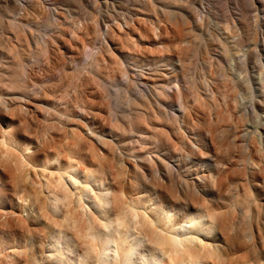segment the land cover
<instances>
[{"label": "bare ground", "instance_id": "bare-ground-1", "mask_svg": "<svg viewBox=\"0 0 264 264\" xmlns=\"http://www.w3.org/2000/svg\"><path fill=\"white\" fill-rule=\"evenodd\" d=\"M42 1L44 0H31L30 2V9H36L37 12H40L37 17L42 15L41 12L44 13ZM255 2L258 5L257 0ZM25 16L27 17V15ZM29 17L28 15V19L32 18ZM106 22L108 23V21ZM25 28L30 29L29 27H24V29L23 27H15L16 30H14L13 27L10 30L12 32L11 38H7L4 37V30L2 35L0 27V95L16 92L24 97L22 102H17L15 99L7 102L3 101L0 96V215L2 214L0 246L7 242L9 236L15 238L14 242L25 240L30 246L45 244L49 247L47 248L49 257H52L50 250L55 249L57 260L62 263L71 262L70 257L77 255L83 264H221L228 261L230 256L238 258L243 253L245 257H247L246 254L248 255L249 264H264L256 255V248L258 247L255 246L254 237L248 234L250 231L243 234L246 230L248 231V228L250 230V227H247L248 223H242L243 225L246 224V230L240 231L238 229L239 231L234 232L235 227L232 225L235 215L233 216V214L236 212L232 213V209L230 211L227 207L229 199L227 203H224L225 198L221 188L226 187L228 189L231 187L229 185L234 186L242 174L243 177L245 176L241 171L247 165L239 170L234 159L232 161L236 150L232 148L233 145H228L229 140L225 142L228 146H224V139H221L222 144L217 142L218 138L216 139V137L220 139V136L224 134L220 133L222 132L219 128L221 125H212L215 133L212 137L216 136L219 130L220 136H214L212 139L207 138L200 145L197 144L198 149L208 153L212 152L216 156H220V154L218 155L219 152L224 153L220 158L226 160L224 166L227 168H222L217 173L215 184L217 181L218 186L215 187L218 188L213 187L212 182L214 180L212 179V181L211 177L208 178L212 184L210 190L207 192L201 190L198 192V196L194 195L196 197L191 198L192 203L185 200V203L188 204L183 201V207L179 208L178 201L181 202L179 199L182 197H174V193L177 192L175 186L179 182L180 173L176 149L179 153L177 147L179 146V137L182 135L175 133L174 131L177 129L172 127V125L177 126L178 122L170 118L172 115H170L171 111L169 110L171 109L173 94L171 96V92L167 91V82L161 78L163 75L152 71L151 76L154 84L147 95L150 104L148 109L150 107L152 109L146 117L140 116L145 121L146 126L141 127L133 124L139 131L145 129L146 134L149 135L145 143L146 147H143L147 156L143 157L141 155L143 151L139 150L138 152L133 151L134 156L121 157L118 155L119 153L117 154L118 148L115 143L124 140L122 124H117L116 120L112 121L111 118L112 123L107 126L108 123L104 125L96 118H92V120L86 118L90 114L88 111L94 112L92 105L95 102L101 105L99 109L101 113L108 111L107 109L110 107L111 96L104 88L102 89L99 80L102 81L103 79L98 74L90 77L93 76L92 73L87 78L83 72H80L83 77L79 75L78 87L84 86V91L80 90L81 96L84 93L83 96L91 101L90 105H87L86 101L78 103L81 114L86 116H79L75 107L67 104L63 109L66 119L55 124L52 122L55 114L46 112L39 106L40 99H45L51 95L56 86L53 87L54 89L48 86L46 79L38 78L34 73L32 68L34 66H29L36 62L34 60L37 56L35 57L36 54L32 53V47L29 48L33 40L30 35L32 33H29V30ZM110 28L108 27V35H111ZM152 31L154 32V30ZM114 33L113 36H116ZM107 34L102 35L103 38ZM153 35L158 36L159 34L153 33ZM48 41H44L43 45L41 44L43 46L42 53L48 62L44 65L46 69L50 68L48 64L56 52V49L54 50L52 47L53 44L51 45ZM104 41L106 40L104 39ZM80 43L79 45H82ZM106 45L108 46V43ZM38 46L39 43L36 48ZM36 48L35 50H39L40 53V48ZM72 49L69 48L68 51L71 56H74L75 52ZM78 50L81 51V49ZM75 51H77L76 48ZM76 55L79 56V54ZM257 64L262 65L261 60ZM247 73H249L248 70ZM239 75L240 73L237 76ZM241 76L240 79H242ZM246 77L248 78L245 73L244 79ZM263 77V74L259 73L260 81L263 80ZM249 82L250 80L247 79L246 83ZM178 89H176V95L179 96ZM168 97L172 100L171 102L167 99ZM178 100L179 97L176 101ZM145 102L148 101L145 99ZM117 105L118 103H116ZM236 105L232 107L234 108ZM148 109L147 111H149ZM244 110L245 117H250V111L247 108L246 112ZM238 115L237 117H241ZM253 115L256 117L254 119L263 121V117L257 115L256 112ZM173 117L175 118L176 115ZM170 119L177 124H172V122L168 124ZM190 119L192 118L188 120ZM205 120L208 119L205 117ZM196 121L194 124L197 123ZM211 122L213 123V121ZM208 123L203 124L208 125ZM206 126L204 125V127ZM204 127L202 130H205ZM208 127L210 126L208 125ZM207 129L209 130V128ZM231 129L233 130V127ZM211 130H209L210 133ZM222 130L228 133L229 129ZM233 132L237 133L239 130ZM253 132L258 145H253V147L251 142L252 147L249 148V156H252L249 158V163L252 168L247 167L254 170L250 177L252 183L259 181L264 185V123L256 126ZM236 133H233V136ZM226 135L225 133L224 136L226 137ZM209 136L211 137V135ZM249 144L248 146H250ZM194 146L196 147V145ZM192 148L194 149L193 146ZM196 150L197 148L194 149V151ZM188 152L186 153L188 154ZM202 153L196 155V161L199 163L205 161L201 159ZM138 167L147 173L148 184L145 183L144 173L139 171L144 177L143 180L145 179L143 183L147 186L141 187L137 181L135 182L128 177V173L137 170ZM244 171L247 173L246 168ZM258 172L263 173V175L260 176ZM185 173L189 178V169H185ZM206 176L207 174L204 175V177ZM246 176L248 175L246 174ZM204 177H199L203 181L202 186H209L210 182L206 181L207 178L204 179ZM215 177L214 175L213 178ZM136 178L134 179L136 180ZM198 179L197 181H200ZM192 185L188 186L192 187ZM245 185L242 186L244 189L240 195L234 196L231 192L234 197H229L232 199L236 197L237 203H245L252 200L253 196H259L263 189L261 187L262 189L249 190L248 186L245 187ZM195 189L194 187L191 190L189 188L190 193ZM185 194L189 195V192ZM185 197L187 198V196ZM185 197L183 194L184 199ZM2 201L6 203H2ZM199 203H202V206H199ZM255 207L259 209L257 206ZM259 207L261 208V206ZM256 209H254L255 212ZM241 210L246 209L242 208ZM241 213L238 214L241 215ZM256 213H259V210ZM246 214L248 213L245 212L242 215L245 217ZM258 216L257 219L260 218ZM244 217L241 218L244 219ZM43 219L52 223L53 228L51 230L43 231L40 229ZM245 219L247 218L245 217ZM237 223L235 224L236 227L240 226ZM232 229H234L233 233H231ZM246 234L249 236L247 237ZM261 235L256 238L260 242L263 239ZM262 246L264 250V245Z\"/></svg>", "mask_w": 264, "mask_h": 264}, {"label": "rangeland", "instance_id": "rangeland-1", "mask_svg": "<svg viewBox=\"0 0 264 264\" xmlns=\"http://www.w3.org/2000/svg\"><path fill=\"white\" fill-rule=\"evenodd\" d=\"M30 2L31 0H0V27L2 35L4 30V37L7 38H11L12 32L10 30L13 27L14 30H16L15 27L30 28H25L29 30V33H32L30 35L33 40L29 48L32 47V53L36 54L35 57H37L35 60L33 59L36 62L31 63L29 66H34L32 67L34 73L38 78L46 79L45 81H47L48 86L51 88H55L56 86L53 93L45 99H40L39 103V106L46 112L55 114L52 120L53 123L58 124L60 120L66 119L63 109L67 104L73 108L75 107L79 116L82 115L81 110L78 109L79 104L81 101H86L87 105H90L91 101L86 96H83L84 93L81 96L80 90L84 91V86L78 87L79 75L82 77L84 75L87 78L92 73L93 76L90 77L98 74L104 80H99L102 89L104 88L111 96V100L109 101L110 107H108V111L101 113L99 112L101 105L95 102V105H92L94 112L88 111L89 115L82 116H86L88 120L96 118L104 125L108 123L107 126H110L112 123L110 121L111 118L112 121L116 120L117 124H122L121 126L124 127V140L115 143L118 148L117 154L119 153L118 155L124 158L125 156H134L133 151H143V147H146L145 143L149 136L146 134L145 129L139 131L133 124L141 127L146 126L145 121L140 116L146 117L152 109L151 107L148 109L150 104L147 95L154 84L151 76L154 70L164 76V78L163 76L161 78L167 82V91L171 92V96L173 94V98L170 96L173 101L169 99L170 97L167 99L170 102L172 101L170 104L171 109L169 110L171 111L170 115H172L170 118L178 122V124L174 122L178 127L172 125L174 123L171 119L168 121V124L172 122L173 129H179V132L177 130L174 132L179 133L180 136L182 135V137H179V146L177 147L179 148V153L176 149L180 173L179 182L175 186V191L177 192L174 193V197H182L183 199H179L181 200L180 202L176 198L179 208L183 207L185 200L189 201L188 203H192L191 198H195L196 196L194 195L198 196V192L201 190L204 192L209 191L212 184L215 187L217 185V181L215 184L218 176L217 173L222 168H227V166H224L226 165V160L220 158V156L224 155L223 152H219L218 155L220 154V156H216L212 152L208 153L197 147V144L200 145L205 139L214 138L215 135L212 137L215 134L212 125H221L219 128L222 132L220 130L219 132L221 134L224 133L221 135L218 132L216 136H221L220 139L215 136L216 139H219H217V142L221 143V139H224V146L231 144L233 145L232 148L237 151L234 150L235 154L232 157V161L234 159V163L239 167V170L246 165L252 168L249 163V158L252 156H249V148L253 145H258L253 131L256 126L258 127V125L264 123V77L262 81L258 78L259 73L264 76V0H257L258 5L255 0H44L42 1L44 13L41 12L42 15L39 17H37V14H40L39 11L37 12L35 9V13L34 9H30ZM28 15L32 18L29 17L30 19H28ZM116 26L118 28H115ZM108 27H111V35L107 34L109 32ZM105 30L107 31L106 33L104 32ZM112 30L116 36H113ZM153 33H158L159 35L155 36ZM105 34L107 35L103 38ZM44 41H48L51 45L53 44L52 47L54 50L56 49V52L52 55L50 64H48L50 67L48 69L44 66L48 62L42 53ZM36 42L39 43L40 47L36 48L38 44ZM78 42H81L80 44L82 45H79ZM34 46L36 49L40 48V53L39 50H35ZM83 46L85 47L83 48ZM68 47L71 49L73 47L74 56L69 54ZM75 48L77 51H75ZM77 48L81 49V51ZM105 50L111 51L106 52ZM76 54H79V56ZM260 60L263 67L257 64ZM247 70L249 73H247ZM80 72H83V75ZM237 73H240V75L237 76ZM245 73L248 76V78H245L246 80L244 79ZM240 76L242 79H240ZM247 79L248 81L250 80L248 84L246 83ZM244 81L246 82L244 83ZM176 89L179 90V96L176 95ZM0 96L3 101L7 102L11 99H15L17 102L24 101V97H21L16 92L4 93ZM177 96L179 97L178 101H176ZM145 99L148 102H145ZM116 103H118L117 106ZM144 104L148 106L146 107ZM234 105H236V108L232 107ZM134 106L136 107L132 108ZM246 108L250 111V117L248 118L243 113V110L246 112ZM254 112L262 116L263 121L254 119L256 118L253 117L255 116L253 115ZM236 113L241 115L242 118L239 115L237 117ZM174 114L176 115L175 118L179 121L173 117L175 116ZM113 116L117 119H114ZM205 117L208 120H205ZM189 118L192 119L188 120ZM196 119L198 120L196 121ZM195 121L197 122L195 123L196 126L194 124ZM218 122L220 124H216ZM203 123H208L210 127ZM126 124L129 126L127 127ZM204 125L207 126L204 127ZM234 126L235 128L237 126V128L235 129ZM202 127L205 130H202ZM232 127L233 130L231 129ZM207 128L209 130L212 129V132L210 133ZM221 128L229 129L228 133ZM234 129H238L239 132H233L235 131ZM231 132L236 133L235 135L237 136H233ZM225 133L227 134L226 137L224 136ZM229 134L230 136H228ZM226 138L228 139L226 140ZM226 141H228V145L225 143ZM191 144L194 149L197 148L196 151H194ZM234 145H236L235 148ZM185 151H189L188 154L190 155ZM198 153H202L201 159L205 160L204 163L196 161ZM205 153L207 156L203 155ZM184 154L186 155L184 156ZM141 155L143 157L147 156L144 151L141 152ZM219 162L221 165H218L220 164ZM247 166L245 167L247 173L244 171L245 168L241 173L248 176L243 177L242 174L238 179L239 181L236 182L237 185H229L231 187L228 186V189L226 187L221 188V192L222 194L224 193V203H227L229 199L227 203L229 210L231 211L232 209V213H237L233 214V216L235 215V219L233 220L234 226L232 225V227H235L234 232L239 230L244 231V229L246 230L247 227H250V230L248 228V231L246 230L243 234L250 231L248 234L254 237V241L256 240L254 242L255 246L258 247L256 248L257 251L255 250L256 255L264 263V250L262 246L264 245V191H262L264 190V185L259 181L254 182V184L252 183L253 181L250 180V177L254 170L248 169ZM185 169H189V178H187ZM137 170L130 171L128 177L135 182L137 181L141 187L147 186L145 185V183L148 184L149 182L147 173L139 167ZM139 171L144 173L145 183H143L144 177ZM206 174L208 177H204ZM258 174L260 176L263 175L260 172ZM214 175L216 176L215 178H213ZM200 176L204 177V179L207 178L206 181L209 182L213 179L214 183L212 182L211 184L210 182L209 186H202L203 181L199 178ZM241 177L245 179L242 181ZM198 178L200 181H197ZM245 183L249 190H254V188L263 189L259 196H253L249 202L237 203L236 197L233 199L231 197L236 196V194L240 195L242 189H244L242 186ZM188 185H192V187ZM193 187L197 191L195 189L191 191V194L189 188L191 190ZM215 188L217 189L218 187ZM188 192L190 196L185 194ZM183 194L188 199L186 197L184 199ZM252 201L254 206L252 205ZM254 202H258V204L255 205ZM2 203L6 202L2 201ZM201 204L199 203V206H202ZM255 206L259 209H256ZM242 208L246 210L242 211ZM254 209H256V212L259 210V213H256ZM245 212L248 213L245 215L247 219L242 215ZM238 213H241L242 216ZM249 214L253 218H250ZM257 216L260 218L257 219ZM241 217H244V219ZM236 218L238 223L236 222ZM240 219L245 221L242 222ZM1 221L2 214L0 215V226ZM245 222L248 223L247 227L245 226L246 224L243 225ZM236 223L240 226L236 227ZM257 227L260 228L257 229ZM52 228V223L43 219L40 229L46 231ZM234 229L231 230V233H233ZM259 229L263 230L260 231ZM248 234H246L247 237L249 236ZM260 235L263 237L261 242L256 239ZM14 241L15 238L9 236L7 242L0 246V264H83L77 255L70 257L71 262L62 263L58 261L55 249L50 250V254L52 255L50 258L49 252H47V248L49 247L45 244L30 246L25 240ZM246 256L243 253L238 258L230 256L228 261L221 264H249L248 255L246 254Z\"/></svg>", "mask_w": 264, "mask_h": 264}]
</instances>
